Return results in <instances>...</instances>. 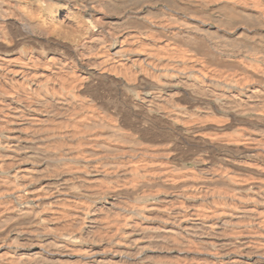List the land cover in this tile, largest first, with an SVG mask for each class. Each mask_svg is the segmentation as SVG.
<instances>
[{"label": "bare ground", "instance_id": "obj_1", "mask_svg": "<svg viewBox=\"0 0 264 264\" xmlns=\"http://www.w3.org/2000/svg\"><path fill=\"white\" fill-rule=\"evenodd\" d=\"M4 74L0 264H264V0H0Z\"/></svg>", "mask_w": 264, "mask_h": 264}, {"label": "rangeland", "instance_id": "obj_2", "mask_svg": "<svg viewBox=\"0 0 264 264\" xmlns=\"http://www.w3.org/2000/svg\"><path fill=\"white\" fill-rule=\"evenodd\" d=\"M74 70H72V72L68 75V76H66V80L67 79H69L70 80V82L72 83V85H76L77 86V88H79V85H80V83H81V80L83 79V76H81V73L78 71V68L76 67V68H73ZM49 72H44V73H42V78H41V80L42 81H45V80H50V83H52L51 82V80H54L52 77H51V75L49 74V75H46V74H48ZM9 76V77H8ZM46 76V77H45ZM120 78H122L123 77V74H119L118 75ZM4 77H5V79H6V81L5 82H1V80H0V96H8L9 95V93L11 92V90L10 89H12V90H14V88L16 87V86H18V87H26L27 86V84H28V82L26 81L27 79H25V80H20L19 81V79L18 78H16L15 76H13L12 74H9V75H6V74H4ZM16 79H15V78ZM71 77H72V79H71ZM124 78V77H123ZM122 78V79H123ZM15 79V80H14ZM63 79H64V77H63ZM7 81H9V83L7 82ZM21 82V83H20ZM3 86V87H2ZM7 86V87H6ZM9 86H11V87H9ZM7 89V90H5V89ZM2 90H4V91H2ZM6 94H5V93ZM0 102H1V100H0ZM6 113H7V111H6ZM67 121V119L65 118V119H61V120H59L58 122H53V121H51V120H49V121H47V122H45V123H43V126L45 127V128H56V130H58V132H62L61 133V136H63L64 134H65V136L67 137V138H69L70 139V137L71 136H74L76 133H75V131L71 128L72 127V124L70 123V122H66ZM31 123H35V122H31ZM53 123H55V124H53ZM58 125H60V126H58ZM64 125V126H63ZM27 127V126H26ZM65 127V128H64ZM68 127V128H67ZM6 128L7 129H9L10 128V126H9V124H7L6 125ZM68 132V133H67ZM58 135V134H57ZM61 141V142H60ZM59 141V143L58 144H60V145H69L70 143H68L67 142V140H60ZM66 142V143H65ZM77 143H79V142H77ZM76 143V144H77ZM58 144H51V145H49L48 147H47V149H49V150H54L55 148H56V146L58 145ZM73 144H74V142H73ZM55 145V146H54ZM10 165H11V162H6L5 164H4V170H11V168H10ZM7 168V169H6ZM108 181H110L109 180V178H104V177H101V178H98L97 180H96V183H98V185H96V183L95 184H88V185H86V187H89V189H94V188H96L97 189V187H98V189H99V186L100 185H102V183H104V182H108ZM114 181H117V180H115L114 179ZM92 186V187H91ZM91 187V188H90ZM69 202H71V200H69ZM67 203H68V201H67Z\"/></svg>", "mask_w": 264, "mask_h": 264}]
</instances>
